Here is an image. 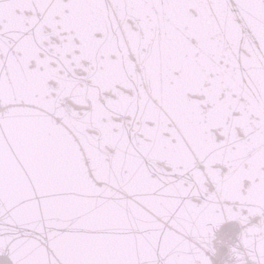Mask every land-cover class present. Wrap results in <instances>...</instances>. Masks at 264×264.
Wrapping results in <instances>:
<instances>
[{
    "label": "snow or ice",
    "instance_id": "1",
    "mask_svg": "<svg viewBox=\"0 0 264 264\" xmlns=\"http://www.w3.org/2000/svg\"><path fill=\"white\" fill-rule=\"evenodd\" d=\"M0 264H264V0H0Z\"/></svg>",
    "mask_w": 264,
    "mask_h": 264
}]
</instances>
